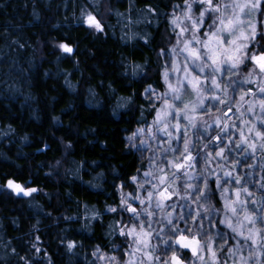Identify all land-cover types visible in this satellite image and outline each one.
<instances>
[{
  "label": "trees",
  "instance_id": "trees-1",
  "mask_svg": "<svg viewBox=\"0 0 264 264\" xmlns=\"http://www.w3.org/2000/svg\"><path fill=\"white\" fill-rule=\"evenodd\" d=\"M184 1L0 0V264H95L97 245L124 261L121 216L105 209L142 169L126 137L153 118L144 89H163L157 54ZM82 10L105 31L87 28ZM9 179L37 191L16 195Z\"/></svg>",
  "mask_w": 264,
  "mask_h": 264
},
{
  "label": "snow or ice",
  "instance_id": "snow-or-ice-1",
  "mask_svg": "<svg viewBox=\"0 0 264 264\" xmlns=\"http://www.w3.org/2000/svg\"><path fill=\"white\" fill-rule=\"evenodd\" d=\"M145 7L149 12L153 11L151 5ZM178 7L180 6L173 5V8ZM196 11H199L198 17L194 16ZM256 13H264V0H185L184 16L191 23V29L182 27L177 33V44L180 43L179 38H183L185 32L191 30L193 33L191 39H184V47L181 49L186 53L185 63L182 69L175 66V61H172V69L165 68L162 76L166 91L157 94V89L152 85L144 89L150 105L149 111L155 113V118L150 127L137 129V132L127 139L132 142L138 134L147 133L149 139L155 140L156 133H160L163 143L168 145L165 151H172L175 155L171 159L165 156L163 166L150 158V164L155 171H144L141 178L140 169H137V174L128 177L137 189L125 196L123 186L126 185L122 184L120 203L117 206L109 205L105 209L107 212L121 216L120 221L114 226V231L118 230V235L124 237L125 241H132L134 248L128 253L130 257L134 252L147 250L144 252L141 264L144 259H147L149 264H187L189 251L192 264L197 262L228 264L229 260L232 264H251V247L258 244V238L260 243H264V230L256 227L258 222H264L256 215L259 208H256L255 212H250L247 208L248 202L241 200L242 194L250 199L254 196V193L244 186L245 177L237 175L233 178L232 171H226L224 176L228 180L225 183L231 181L233 184V188L229 189L221 184L219 177L213 180L209 169V165L214 160L227 159L229 146L223 143V139L227 136L229 128L236 127L235 121H229L228 112H232L233 109L241 112L245 105L247 112L255 117L260 128H257L256 123L241 120L248 132L254 133V138L246 137L241 129L240 139L235 143V147L240 149L244 145V151L251 150L253 154L257 148L264 152V20L250 19V16ZM81 17V22L87 28L96 32L105 31L100 20L92 12L85 13L82 10ZM178 19L173 16L170 21L173 28L178 26ZM204 25H207V31H203ZM59 48L63 53L71 54L74 51L66 43L59 44ZM175 50V46L171 49L162 46L157 55L167 60ZM249 63L252 68L247 76L239 82L234 81L233 75L238 74L239 70L248 68ZM181 70L184 77L182 80H177L174 85L171 82V71ZM242 85L248 87L242 88ZM237 88L241 89L239 99L234 95ZM188 95L191 98L186 100L185 96ZM154 99L161 103H153ZM232 101L234 103L230 106ZM225 108L227 111H224ZM213 124L218 129L216 135L206 137ZM228 139L231 140V137ZM173 141L178 142L175 148H172ZM197 141L203 146L198 147ZM256 141H259V144ZM144 144L145 141H141L140 145L133 143L132 147L140 150ZM210 144L214 146L210 148ZM201 161L204 162L200 173L203 180L202 187L199 183L188 182L197 178L192 172L200 167ZM240 163H244L247 168L253 167L252 164H247V161H235L232 168ZM261 167L264 168V164ZM181 176L187 177L183 183H180ZM213 184L216 185L215 188ZM237 185L239 187H235ZM259 187L264 190V175L261 176ZM7 188L16 195L22 193L24 196H30L37 191L35 188L25 190L11 179L7 181ZM140 189L144 190L145 195H136V190ZM217 189H222V195L231 192V195L235 196V200L227 196L224 198V208L236 217L235 222L229 217L219 218L215 223L210 219L216 204L219 203L216 200ZM174 197L180 201L192 199L196 205L195 214L191 210L187 213L181 212L176 219H173L176 209L185 207L184 204H169L168 202ZM212 201H216V204L211 203ZM251 203L264 204V196L260 201L251 199ZM169 208L171 211H168ZM157 211L164 213L159 220H156ZM241 212L242 220L239 218ZM125 215L129 220L128 224L124 223ZM205 220H208L210 228L218 230L216 237L221 241L218 245L216 238L204 232ZM153 221L162 225L156 233L159 243L164 245L162 255L154 254V250L151 249L150 240L153 233L148 229L151 228ZM178 221H183L184 226L182 227ZM245 222L250 226L247 228V235H245ZM192 225L196 227L195 234ZM221 225H225L235 237L243 241V244L229 246L233 237H226V233L220 229ZM205 235L207 239H201ZM249 241L250 245H248ZM60 242L65 243V238L61 237ZM246 245L250 249L248 258L241 254ZM115 246L119 248L121 245ZM66 247L71 251L76 247V242L68 240ZM33 248L37 253L41 252L35 244ZM99 250L100 246L97 245L93 255ZM258 255L264 257V250ZM221 256L224 257L223 261ZM24 259L20 257V260ZM98 259L103 260L105 257L99 256ZM108 259L115 264L116 257H108ZM33 264L36 262L33 261ZM48 264H51V260ZM125 264H136V261L130 258ZM257 264H260L259 260Z\"/></svg>",
  "mask_w": 264,
  "mask_h": 264
},
{
  "label": "rangeland",
  "instance_id": "rangeland-1",
  "mask_svg": "<svg viewBox=\"0 0 264 264\" xmlns=\"http://www.w3.org/2000/svg\"><path fill=\"white\" fill-rule=\"evenodd\" d=\"M184 4L185 1L180 5V7L176 8L174 10V13L172 15L175 17H178V26H176L175 28H173V25L170 24V28H171V32L173 34V38L171 39L172 44L169 46V49L173 48L175 46V52L170 54V59H165L163 58V70L162 73L164 72L165 68L167 67L168 69H172L173 65H172V61H175V66L177 68H181L183 67L184 63H185V55L186 53L182 52L181 49L184 47V39H191L193 33L191 32V30L185 32L184 37L183 38H179L180 39V43L177 44V40H178V36L177 33H179L181 31L182 27H187L189 29H191V23L185 18L184 16ZM258 14L256 13L253 16H250V19H258ZM195 17L199 16V11H196L194 13ZM172 20V19H171ZM260 20H264V13L261 15L260 13ZM209 23H211V21H209ZM207 25H204L203 27V31H207ZM203 38V37H202ZM252 65L249 63L248 68L239 70L243 72V78L242 77H238L236 79H238L239 81L243 80L248 72L251 70ZM238 71V74L240 75ZM184 77V73L183 71H171V82L175 85L177 83V80H182ZM237 77V76H236ZM253 79H255V76H253ZM237 81V82H239ZM162 82H163V89L162 90H157V94L166 91V85L164 83V79L162 76ZM242 88H247L248 85H242ZM253 90H255V85L252 86ZM240 88L236 89L235 92V98L239 99V95H240ZM145 98L147 96L146 93H144ZM191 98L190 95L185 96V99H189ZM147 99V98H146ZM247 99H252V97H247ZM148 101V100H147ZM153 103H161L156 101L155 99L153 100ZM234 103V101L230 102V106L231 104ZM244 107L246 108H242L241 112L247 109V105H245ZM224 111H227V109L225 108ZM241 112H237L235 109H233L232 112H230V114L228 115L229 121H235L236 122V127L235 128H229L227 136H224L223 139V143L227 144L229 146V150L227 152V159H218V160H214L210 165H209V169L211 170V177L214 180L216 177H219L221 184L224 187H227L229 189L233 188V184L231 181H228V183H225L226 180H228L227 177L224 176V173L226 171H232L233 173V178H235V176L239 175L241 177H245V183L244 186L248 187L253 193L254 196L251 199H256L257 201H260L261 197L264 196V190H262L259 187V182L261 181V176L264 175V168L261 167L262 164H264V152H262L260 149L257 148V151H255V153L253 154V152L251 150H248L247 152L244 151L245 146L242 145L240 149H237L235 147V143L240 139V130L242 129L244 131V135L246 137L251 136L254 138V133H249L247 130V127H245V125L243 123H241V120L244 121H249L250 123H256L257 124V128H260V125L258 122L255 121V117L251 114V113H246L244 112V117L240 118L239 114ZM256 112H259V109H256ZM218 115V113H217ZM155 118V113L153 114V118L150 122H146L143 123L141 125H139L138 127H136V129L130 133L127 137H126V144L129 148L136 150L137 154H138V158L141 161L142 164V169L140 170L139 175L142 177V174L144 171H155V169L152 168V165L150 164V158L156 160L157 163L160 164V166H163V158L166 156L168 159H171L175 153H173L172 151H165L168 148V145L163 143V140L160 138V133H156V137L157 139L152 140L149 139L147 137V133L145 134H138L136 136V138L134 139V141L130 142L127 138L129 136H132L133 133L137 132V129L140 128H145L147 129L148 127H150L153 123V120ZM211 123V121H209ZM250 126V125H249ZM218 129L216 127L215 124L212 125L211 128H209L208 133L206 134L207 136H215ZM223 135V134H222ZM228 137H231V140L228 139ZM141 141H145V144L143 146V148H141L140 150H137L136 148L132 147V144L135 143L136 145H140ZM206 142V140H205ZM198 147H202V143L200 142H196ZM256 143L258 144L259 141H256ZM149 145L151 146L149 148ZM200 145V146H199ZM178 146V142L177 141H173L172 144V148H175ZM209 147H213L211 144L209 145ZM235 161H247V164H252L253 167L252 168H247L246 165L244 163H240L237 164L236 167L233 169L232 168V164ZM204 166V162L201 161L200 163V167H198L195 171L192 172V175L194 177H197L196 179L190 180L188 182L193 183V184H197L199 183L201 185V187L203 186V180L202 177L200 176V173L203 169ZM207 174V173H206ZM185 180H187V177L181 176L180 178V183H183ZM134 189H137V186L132 184ZM214 188L216 187V185H212ZM235 187H239L238 185ZM133 189V190H134ZM130 192H123V195L127 196ZM20 195H23L22 193ZM136 195L137 196H143L145 195L144 190L140 189V190H136ZM216 198L217 201H219V203L216 205V208L213 211L212 216L210 217V219L213 221V223L216 222L217 219L219 218H225V217H229L232 218L233 221L235 222L236 217H233L232 214L227 211V209L224 208V198L225 196H227L229 199L231 200H235V196L231 195V192L222 195V189H217L216 191ZM121 196V191L119 192V198ZM251 199L248 198L246 195L242 194L241 195V200H246L247 203V208L250 212H255L256 208H259V212L256 213V215H258L259 217H261V220L264 221V204H260L258 203L257 205H253L251 203ZM169 204H184L185 207L181 208H177L176 211L173 214V219H176L179 214L181 212L183 213H187L190 210L193 212V214H195V210H196V205L195 203H193L192 199H189L188 201H180L177 198H173L172 201L168 202ZM212 203V202H211ZM146 206V205H145ZM168 211H171V209L169 208ZM164 215V213L157 211L156 212V220H159L161 218V216ZM241 220L243 219L242 216V212L240 214L239 217ZM145 219H147L145 217ZM178 223L183 227V221H178ZM189 225H191V219H189ZM162 225L156 223L155 221H153L151 228L148 229L149 231H151L153 233V236L150 240V245H151V249L154 250V254L156 255H162V250L164 248L163 244L159 243V237L156 235V233L159 231L160 227ZM250 227L249 225H247V223L245 222V235H247V228ZM256 227L261 228L262 230H264V222H258ZM220 229L223 230L224 232L228 233L230 236L233 237V239L231 240V245H235L238 243L243 244V241H240V239L238 237H235L233 233H231L230 230H228L225 225H221ZM192 231L193 234H195L196 231V227L195 225H192ZM217 229L216 228H210L209 224H208V220L204 221V232L207 235H211L214 238H216L217 240V245L219 243H221V241L219 240L218 237H216V233H217ZM207 235L202 236L201 239H207ZM250 241L248 242V245H250ZM134 248V245L132 243L131 240H129V245L125 251L124 254V261H120L116 259L115 264H125V261L131 259H135L136 264H141V260L142 257L144 255V252L147 251L146 249H142L139 252H134L133 255L130 257L128 255L129 252H132V249ZM264 250V243H260L259 242V238H258V244L255 246L251 247V264H257V261H260V264H264V257H261L258 255V253ZM249 246H244L242 249L241 254L245 257L248 258L249 257ZM191 256V252H188ZM99 256H104L105 259L100 260L98 259ZM170 256V253H169ZM108 257H114L113 255H109V254H105L102 252H97L96 255H94V260H95V264H113V262H111ZM143 264H149V261L147 259L143 260ZM187 264H192V260L187 262ZM197 264H199V262H197ZM228 264H232V261L229 260Z\"/></svg>",
  "mask_w": 264,
  "mask_h": 264
},
{
  "label": "water",
  "instance_id": "water-1",
  "mask_svg": "<svg viewBox=\"0 0 264 264\" xmlns=\"http://www.w3.org/2000/svg\"><path fill=\"white\" fill-rule=\"evenodd\" d=\"M230 114V112H228V115Z\"/></svg>",
  "mask_w": 264,
  "mask_h": 264
}]
</instances>
